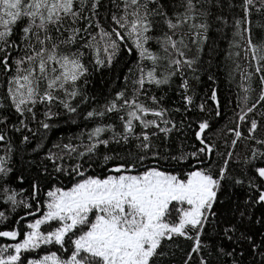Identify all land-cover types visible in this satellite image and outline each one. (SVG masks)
I'll use <instances>...</instances> for the list:
<instances>
[{
  "label": "snow or ice",
  "instance_id": "1",
  "mask_svg": "<svg viewBox=\"0 0 264 264\" xmlns=\"http://www.w3.org/2000/svg\"><path fill=\"white\" fill-rule=\"evenodd\" d=\"M254 13L264 0H0V264H264ZM221 74L239 91L214 127Z\"/></svg>",
  "mask_w": 264,
  "mask_h": 264
},
{
  "label": "trees",
  "instance_id": "2",
  "mask_svg": "<svg viewBox=\"0 0 264 264\" xmlns=\"http://www.w3.org/2000/svg\"><path fill=\"white\" fill-rule=\"evenodd\" d=\"M253 21L256 20H261L264 21V17L258 16L255 13L253 14L252 17ZM254 31H258L254 29ZM221 47L226 48L227 43L226 41H220ZM219 89H220V99H221V111L224 113L222 117L219 119L217 123L214 124V127H222L227 121H230L233 117V109L235 108V103H236V95L237 92L239 91L238 88L235 85H228L224 78L223 74L220 75L219 80ZM237 83H239V78L237 77ZM173 99H176L175 96H173ZM236 111H239V109H236ZM231 127L232 125L229 124ZM241 130H245V126L242 124L241 125ZM0 211H6V207L0 206ZM11 224V221H8L6 223L0 224V228H6Z\"/></svg>",
  "mask_w": 264,
  "mask_h": 264
}]
</instances>
